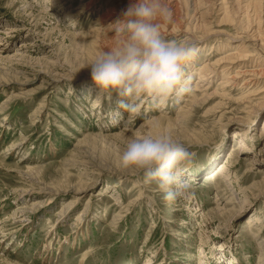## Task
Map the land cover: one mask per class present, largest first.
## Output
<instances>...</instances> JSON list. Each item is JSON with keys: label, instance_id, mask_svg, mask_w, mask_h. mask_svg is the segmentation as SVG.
Listing matches in <instances>:
<instances>
[{"label": "rangeland", "instance_id": "rangeland-1", "mask_svg": "<svg viewBox=\"0 0 264 264\" xmlns=\"http://www.w3.org/2000/svg\"><path fill=\"white\" fill-rule=\"evenodd\" d=\"M110 2L129 4L0 0V264H264V0H166L161 28L181 31L163 37L198 54L131 118L87 67L111 44ZM161 132L190 153L171 204L117 168L130 137Z\"/></svg>", "mask_w": 264, "mask_h": 264}, {"label": "clouds", "instance_id": "clouds-1", "mask_svg": "<svg viewBox=\"0 0 264 264\" xmlns=\"http://www.w3.org/2000/svg\"><path fill=\"white\" fill-rule=\"evenodd\" d=\"M172 12L166 0H129L114 24L112 41L87 65L93 83L104 93L115 91L123 99L119 108L129 118L139 111V101L151 97L163 102L184 82V68L197 56L189 39L167 40L161 25ZM190 158L183 143L169 133L132 136L120 152L118 170L155 184L167 203L188 194L181 165Z\"/></svg>", "mask_w": 264, "mask_h": 264}, {"label": "bare ground", "instance_id": "bare-ground-1", "mask_svg": "<svg viewBox=\"0 0 264 264\" xmlns=\"http://www.w3.org/2000/svg\"><path fill=\"white\" fill-rule=\"evenodd\" d=\"M93 1H98V0H93ZM108 1V0H107ZM256 2L255 3H253L252 5L255 7V8H253V9H255V10H252L254 13H256V14H258V9H260V6H258L259 4H260V1L261 0H255ZM121 3V2H120ZM110 5H108V3H106V9L104 10L105 11V14L104 15H102L101 16V20L103 21V19H111L112 20V23H114L113 22V19L114 18H116V17H119V14L117 15V14H113V12L114 11H116L115 10V7H116V5H111L112 4V2H110L109 3ZM118 5V4H117ZM121 5V4H120ZM119 5V7H121ZM128 5V4H127ZM251 5V6H252ZM126 6V5H125ZM251 6H249V7H251ZM173 7V6H172ZM176 7V6H175ZM118 8V7H117ZM126 8V7H125ZM258 8V9H257ZM249 9V8H248ZM227 12V11H226ZM115 13V12H114ZM175 14V13H174ZM255 14V15H256ZM176 15V14H175ZM256 17V16H255ZM176 18V17H175ZM228 21H229V18H228V16H226L225 17ZM256 19H257V17H256ZM172 20H174V18L172 19ZM175 21V20H174ZM174 21H173V23H174ZM177 21V20H176ZM258 21H259V19H258ZM168 22V21H167ZM167 22L166 23H164V26L161 28V31H162V34L163 33H168V34H174V32H176L177 30L178 31H181V27L179 26V25H177V27H176V25H174L175 27H171V30L169 31V25L167 24ZM171 22V21H170ZM172 23V22H171ZM177 23V22H176ZM175 23V24H176ZM171 26V25H170ZM186 31H189V29L188 28H186ZM95 34H96V36H98V34L95 32ZM103 35V34H102ZM105 37H107L106 39H105ZM83 38H84V36H83ZM101 38V37H100ZM97 39H98V37H97ZM103 39H105L106 41H108V39H109V42L111 43V41H112V37L111 36H106V35H104V38ZM187 39V38H186ZM189 39V38H188ZM240 40V39H239ZM103 42H104V40H103ZM97 47V46H96ZM262 47H264L263 45H262ZM261 48V47H260ZM263 49V48H262ZM239 50H241V49H239ZM204 68H202L201 70H202V73H201V71H200V74H199V76H198V80H201L202 81V79L203 80H206L205 78V72H206V70H207V67L206 66H203ZM204 74V75H203ZM241 74V73H240ZM239 74V75H240ZM235 77H233L232 79H234ZM249 79V78H248ZM248 79H244V81H245V84H252L253 86H255L256 85V83L254 82V81H251V80H248ZM200 81V82H201ZM244 83V82H243ZM260 92V91H259ZM259 92H257V90H255V91H252V93H250V94H252L251 96H256V95H258L259 94ZM250 94H248V95H250ZM158 122V121H157ZM245 134V131H235V132H233V136H234V138H242V140H243V137L245 136L244 135ZM232 159V155H229L228 157H227V161L224 163V165H222L223 164V162H221L217 167H218V171L216 172V176L217 175H219V174H221V173H223V172H226L227 171V169H228V166H229V163H230V160ZM222 165V166H221ZM221 166V167H220ZM227 173V172H226ZM217 199V198H216ZM220 207V205L219 204H215V208L214 209H216L217 211H219V208Z\"/></svg>", "mask_w": 264, "mask_h": 264}]
</instances>
